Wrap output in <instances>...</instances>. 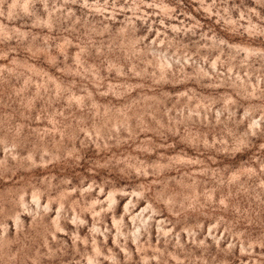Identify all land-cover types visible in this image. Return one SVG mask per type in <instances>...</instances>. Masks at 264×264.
Wrapping results in <instances>:
<instances>
[{
	"label": "rangeland",
	"instance_id": "374dc122",
	"mask_svg": "<svg viewBox=\"0 0 264 264\" xmlns=\"http://www.w3.org/2000/svg\"><path fill=\"white\" fill-rule=\"evenodd\" d=\"M0 264H264V0H0Z\"/></svg>",
	"mask_w": 264,
	"mask_h": 264
}]
</instances>
